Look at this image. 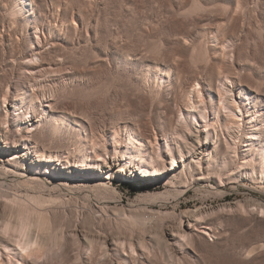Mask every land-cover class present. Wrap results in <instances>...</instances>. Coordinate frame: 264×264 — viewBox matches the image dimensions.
Listing matches in <instances>:
<instances>
[{"label":"rangeland","instance_id":"374dc122","mask_svg":"<svg viewBox=\"0 0 264 264\" xmlns=\"http://www.w3.org/2000/svg\"><path fill=\"white\" fill-rule=\"evenodd\" d=\"M15 2L0 0V103L5 93L11 125L26 116L24 107L17 115L10 106L22 105L16 101L22 91L24 104L31 101L38 115L29 136L63 162L80 154L90 162L104 147L108 152L99 151L115 155L120 144H128L131 126L156 136L149 152L160 166L168 165L167 145L188 141L193 119L205 130L217 112L227 116L224 97L236 104L245 98L264 110V0H33L34 14ZM209 90L214 112L223 108L216 113ZM60 111L66 114L62 124L50 129L47 115ZM4 115L0 110L2 120ZM248 119L234 129L242 137ZM213 128L211 142L218 146L214 154L204 153L213 172L207 186H195L192 178L175 187L122 179L113 180L117 194H109L82 179L44 190L0 183V264H20V246L35 238L39 252L22 264H264V212L221 207L245 194H264V179L255 181L243 148L236 153L226 130L219 123ZM84 132L98 140L96 146ZM219 174L228 178L223 185ZM153 191L164 195H146ZM199 206L216 207L204 216L212 230L201 233L200 223L192 241L181 239L172 250L159 245L161 230ZM40 219L47 229L38 226ZM104 237L114 240L110 248Z\"/></svg>","mask_w":264,"mask_h":264},{"label":"bare ground","instance_id":"6f19581e","mask_svg":"<svg viewBox=\"0 0 264 264\" xmlns=\"http://www.w3.org/2000/svg\"><path fill=\"white\" fill-rule=\"evenodd\" d=\"M16 5H17V8H20V9H22L23 7H27L29 9L30 14L35 13V8L33 6V0H17ZM191 83H192V81H191ZM189 84H190V82H189ZM20 92L21 93H19V94L16 93L17 94L16 95V101L19 100V103H21L20 101H22L23 102V103H21L22 105L17 106V105H15L14 102H12L10 106H11L13 112L18 111L17 115H20L19 110L24 107L26 116L17 117L15 120H13L11 122L12 126L10 124L7 125V123H8L7 116H9V114H10L9 110H8L9 108H7V106H6L7 95H5V93H4V95L1 94L2 95L1 96L2 101L0 103L1 104L0 107H2V108H0V110L5 113L4 116H6V119H3L4 120L3 121L2 118H0V183H4V182L8 183V184L13 183V185L15 183L21 187H24L25 184L26 185L28 184V187L30 184H33V186L35 188L36 187L41 188V189L43 188L42 190H44V188L48 189V188H57V187L66 186L68 180L82 179V180H84L83 182H85V184H87L86 187L88 186L90 188H95L96 190H98L100 192H105V193H109V194H112V193L117 194V189L114 187L115 182H113V180H122V179L139 180V181H144V182L162 181L166 185H172L175 187V186L182 185L181 183H185V182H187L188 179L192 178V183H194L195 186H202V185L207 186L206 184L210 181L209 177L211 176V174L213 172L210 174V171H209V168H210L209 166H211L209 164L210 161L206 160V158L204 157V153L207 152V155H211L212 153L214 154V152H217L216 150H217L218 145L216 146L217 143L214 144L211 142L212 132L210 131V129L213 128L218 123L220 124L221 128L225 129L226 133L229 134V136H230L229 138H231L230 139L231 143L233 142L232 144H234L235 149H237V150H235L236 153L239 150V148L240 149L243 148L242 151H244V152H241V150H239L241 155H242V158H243L242 160H244L245 158L246 159L248 158L249 160H247V161H250V163H253L251 165V167H252V171L254 173V176H252L253 174H251V177H254V180L256 178L257 179L259 178L262 180L264 179V110L261 112L259 110V106H256V105L252 106V107H254V109H253L251 107L250 102H249L250 100H248V99L246 100L244 98V100H241L240 103L238 102V104H236L237 101L235 102V99L233 97L232 98L224 97L222 99V102L225 103V105L223 107L226 109V112H227V116H225V118L226 117L227 118L225 119L224 116L220 115L221 114L220 111H219L220 113L217 112L219 109L222 108L220 104H219L220 106H218V108L216 106L217 111L214 112L215 102H214L213 97H212L213 96L212 90L207 91L206 95L209 98L208 103H209L210 109L214 113L217 112L211 120H209L208 122H205L204 126L208 127V128L205 130L198 128V120L193 119L194 121H192L190 124L191 127H193V130L190 127L188 139H187L188 141L185 140V142H183L179 145H174L175 148L173 145H172L173 147H171L170 145L166 144L167 145V152H166L167 154H165V157H167V158L169 157L170 161H169L168 165L163 164L164 166H160L162 164H160V162H158L159 160L157 161L158 158L156 157V155L154 154L155 155L154 156L149 152V148L152 147V145L154 144L153 142H156V141H154L156 139L155 138L156 136L154 135V138H151L150 134L141 133L137 129H135L131 126L129 127L127 125H126L127 126L126 127V137H127V141H128L129 145L127 143H126L127 145L126 144L125 145L120 144L121 146H119L116 149V151H115L116 153H114L115 155L111 156L110 154H108L107 153L108 151L104 147L107 152L106 151L105 152L99 151L102 148L96 150L97 156H99V157L94 158L92 156L91 160L93 158L94 159L90 162L87 161L88 158L86 159V158L82 157V155L84 156L85 154H80V159L79 160L76 159V160H74V162L72 159H70L71 157L63 162L62 159L59 158L60 155L58 156V154H56L55 151L53 153V151H51V150H48L46 148H43V147H40V146L34 144L33 139H32L33 136L32 137H31V135L29 136V132H30L29 129L32 126L36 125V123H34V121H36V120H34V119L37 118L38 115H36V106L33 105L31 103V101L29 102L30 104H28V103L26 105L24 104L26 101L25 99H27V97L24 96V93H22V91H20ZM192 93H195V91ZM199 94H200V92H199ZM200 96L202 98H204V95L202 93ZM29 100H31V99L29 98ZM26 102H28V101H26ZM190 107L192 110L197 108V103L195 102V100H191ZM251 108L253 110H251ZM262 108L264 109V106ZM249 111H253L252 112L253 117L249 116ZM64 115H66L65 111L49 113L47 115V120L50 121V123H51L50 126H52V127H50V129L52 128V129L56 130V128H58L60 126V124H62ZM188 115H189V113H188ZM246 117L249 118L248 123H250V125H249V128L246 129L245 133H243V134H245L244 137H242L241 134H238L239 131H237V130L235 131L234 129H236L238 126H240L239 121L242 120L243 118H246ZM2 121L4 123H6L5 127L3 126ZM12 127L16 128V131L14 132L13 135H12ZM216 127H219V126H216ZM213 130H214V128H213ZM215 130H216V128H215ZM31 132L33 133V131H31ZM53 132H55V131H53ZM85 133L86 132H84V135H85ZM33 135H34V133H33ZM88 135L87 134L85 135L86 140L89 141L91 139V141L94 142L96 138H94V140H92V137L90 139H88V137H89ZM116 135H117V133H115L114 136L111 135V138L113 139L112 140L113 143H115V145H118L120 138L117 137ZM152 137H153V135H152ZM240 137H242V138H240ZM10 139H12L13 141L11 142ZM237 139L240 142L239 144H241L240 146H239V144L236 143ZM225 140H224V142L226 143ZM2 142H3V144H2ZM96 142H98L97 139H96L95 143L92 145L96 146L97 145ZM91 143H90V145H91ZM107 143L109 146L112 144V142L111 143L107 142ZM236 144H237V146H236ZM115 145H113V146H115ZM225 147L227 148V146H225ZM104 148L102 150H104ZM221 148L224 149V147H221ZM226 148H225V150H226ZM228 148H231V147L228 146ZM77 149H79V148H77ZM7 151H9L8 155L4 158L2 155L4 153H6ZM232 151L234 152V149H232ZM176 152H177V156H179V159L176 158L177 157ZM79 153H81V152H79ZM74 154H76V153H74ZM221 154H222V152H221ZM69 155L71 156V154H69ZM241 155H239V157ZM106 156H108V158ZM67 157H69V156H67ZM72 157H73V154H72ZM160 157H159V159L163 158L162 159L163 162L166 161L163 156L161 158ZM126 158H128L127 162L125 161ZM213 158H214V156H213ZM213 158H211V160ZM207 159H208V157H207ZM77 160H78V162L76 163ZM209 160H210V158H209ZM244 162L245 161H243V164H244ZM250 163H246V164L250 165ZM131 164H135L136 169L134 168V169L128 170L127 165L131 166ZM258 172L261 173V176H259L260 174L258 175ZM222 177L220 175L219 179H220V184L223 185L224 180H227L228 178L224 179ZM208 186H210V185H208ZM28 187L26 186V188H28ZM30 187H31V185H30ZM16 188H17V186H16ZM177 190H178V188H177ZM146 195H149V196L151 195L152 198H157V197L159 198V197H163L164 194L163 193L160 194L159 192L153 191L150 194L148 193ZM27 199H28V197H27ZM40 200H38V201L40 202ZM44 200H46V199L43 198V201ZM117 200H120V199L117 198ZM156 201H157V199H156ZM154 203H156V202H154ZM235 205L237 207L239 206V208L241 207V208H245V209H249L252 207L254 209V206H255L256 207L255 210L257 209L258 212L261 211L260 213H262V212H264V194H262V193H256L255 195L254 194L253 195L245 194L241 199H238L236 202L234 201V202H229L226 204H221V207H223L225 210H227V209H229ZM218 207L219 206H217V208ZM213 208H216V207L199 206L193 210H186V211L181 212L179 222L176 226L167 227L166 229L161 230L160 233L158 232L160 235V238H159V240H157V242L159 243V245L161 244L162 246H164V247L167 246V247H170L169 249H171V247L172 246L175 247L177 242L179 243V241L181 239L182 240L186 239L187 241H192L194 238L192 240H190V239L194 236V234H195L194 231L196 232L198 224H200V223H202L204 225L203 229L201 230V233L207 234L206 231H209L212 227H211V224L209 223V221L204 220L206 217L205 214L207 215L209 211L213 210ZM37 215H38V213H37ZM45 216H47V214ZM45 220H42V219L39 220L38 226H40V228H45V225L48 224L47 221H45ZM32 223H34V222L32 221ZM26 224H27V222H26ZM23 227H24V225H23ZM38 228L39 227H37V229ZM24 229H25V227H24ZM45 229H47V227ZM45 229H42V230H45ZM156 229L158 231V228H156ZM153 231L155 232V230H153ZM158 233H157V235H158ZM151 238H152V236H151ZM182 240H181V242H182ZM186 240H184V241H186ZM44 242H46V241H44ZM103 242L107 246H109V248H110V246H112V244H114V240L111 238H108V237H104ZM38 243H39V240H38ZM115 243H117V240ZM192 244H193V242H192ZM40 247H41V245H40ZM40 247H38V244L36 242V238L33 242H31V240H29V239L27 241H25V244L23 246H20L21 253L18 252V253H20V257H21L20 264H22L23 261L25 260V258H28L29 255H31V256H32V254L37 255L36 252L38 251V249Z\"/></svg>","mask_w":264,"mask_h":264}]
</instances>
